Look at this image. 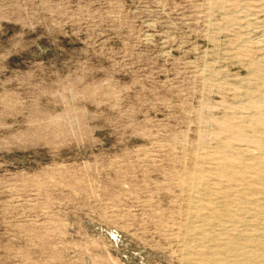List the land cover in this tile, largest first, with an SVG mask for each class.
<instances>
[{
    "label": "rangeland",
    "instance_id": "obj_1",
    "mask_svg": "<svg viewBox=\"0 0 264 264\" xmlns=\"http://www.w3.org/2000/svg\"><path fill=\"white\" fill-rule=\"evenodd\" d=\"M225 10L0 0V264H197L225 241L194 219L198 198L221 207L190 189L195 155L224 151L225 119L246 135L264 116V87L245 95L262 43L225 30Z\"/></svg>",
    "mask_w": 264,
    "mask_h": 264
},
{
    "label": "bare ground",
    "instance_id": "obj_2",
    "mask_svg": "<svg viewBox=\"0 0 264 264\" xmlns=\"http://www.w3.org/2000/svg\"><path fill=\"white\" fill-rule=\"evenodd\" d=\"M211 1L220 9H226L225 30L233 31L248 46L262 43L264 52V17L257 16H264V0ZM261 59H264V53ZM256 63L253 60L251 65ZM251 72L257 86L246 91L249 102L257 100L258 92L264 87V67L256 66ZM247 124L252 133L245 135L225 119L222 127L230 133L231 140L226 142L224 151L201 154L198 148L195 155L197 160L190 174L193 182L189 187L194 193L199 190L206 195L213 194L221 207H216L212 199L198 198L193 204L196 209L194 219L203 224L214 219L226 233L224 242H216L210 247L201 244L195 249L193 254L194 260H199L197 264H264V153L252 154L244 148L264 141V116L255 112ZM233 140L242 141L244 145L234 149L231 146ZM194 223L189 229L190 238L195 241L199 237L195 232L202 224Z\"/></svg>",
    "mask_w": 264,
    "mask_h": 264
}]
</instances>
